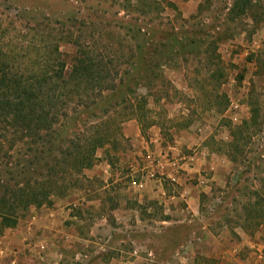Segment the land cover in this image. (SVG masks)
<instances>
[{
  "label": "rangeland",
  "instance_id": "obj_1",
  "mask_svg": "<svg viewBox=\"0 0 264 264\" xmlns=\"http://www.w3.org/2000/svg\"><path fill=\"white\" fill-rule=\"evenodd\" d=\"M0 67V264H264V0H0Z\"/></svg>",
  "mask_w": 264,
  "mask_h": 264
},
{
  "label": "trees",
  "instance_id": "obj_2",
  "mask_svg": "<svg viewBox=\"0 0 264 264\" xmlns=\"http://www.w3.org/2000/svg\"><path fill=\"white\" fill-rule=\"evenodd\" d=\"M84 65L74 67L75 74L80 72L78 69H85ZM1 70L0 67V131L7 129L6 125L20 126L23 129L28 128L33 123L41 128L47 127L49 122H46L43 108V102L46 101L44 97H47V94L41 90L49 77L42 75L33 77L13 76L5 74ZM97 143L101 144V142H96L93 144L94 147ZM89 164L88 160L87 165ZM22 198L20 206L26 208L28 202L23 204L26 197ZM14 209L13 203L9 202L5 196H0L1 226H14L16 224L17 219L12 217L15 212Z\"/></svg>",
  "mask_w": 264,
  "mask_h": 264
},
{
  "label": "crops",
  "instance_id": "obj_3",
  "mask_svg": "<svg viewBox=\"0 0 264 264\" xmlns=\"http://www.w3.org/2000/svg\"><path fill=\"white\" fill-rule=\"evenodd\" d=\"M166 171H167V175H170L172 178H175L177 176V174L176 175L173 174L171 171H169V169H166ZM202 179L200 180L199 183H197V185L194 188L185 187L186 186L185 185L183 188V191L179 193V198L183 199L186 204L188 205L191 204L190 208L193 211L197 209L198 203H199V194L201 193L202 189H204L203 185H201V182L206 181V180H204V177ZM204 191L206 192V190Z\"/></svg>",
  "mask_w": 264,
  "mask_h": 264
},
{
  "label": "built area",
  "instance_id": "obj_4",
  "mask_svg": "<svg viewBox=\"0 0 264 264\" xmlns=\"http://www.w3.org/2000/svg\"><path fill=\"white\" fill-rule=\"evenodd\" d=\"M150 174V176H153L154 175V173H149ZM0 252H1V250H0Z\"/></svg>",
  "mask_w": 264,
  "mask_h": 264
}]
</instances>
